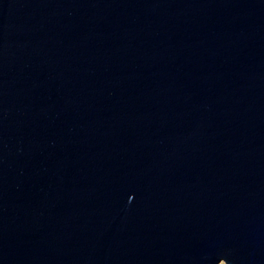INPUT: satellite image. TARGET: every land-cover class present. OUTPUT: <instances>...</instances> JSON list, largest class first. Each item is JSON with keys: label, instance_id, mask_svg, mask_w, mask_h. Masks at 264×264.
<instances>
[{"label": "water", "instance_id": "obj_1", "mask_svg": "<svg viewBox=\"0 0 264 264\" xmlns=\"http://www.w3.org/2000/svg\"><path fill=\"white\" fill-rule=\"evenodd\" d=\"M0 264H264V0H0Z\"/></svg>", "mask_w": 264, "mask_h": 264}]
</instances>
